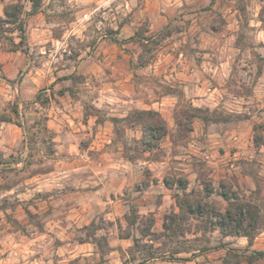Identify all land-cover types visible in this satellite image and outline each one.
Wrapping results in <instances>:
<instances>
[{"label":"rangeland","instance_id":"obj_1","mask_svg":"<svg viewBox=\"0 0 264 264\" xmlns=\"http://www.w3.org/2000/svg\"><path fill=\"white\" fill-rule=\"evenodd\" d=\"M30 12L0 0V264H222L227 247L264 251V0H41ZM141 110L167 128L150 151ZM223 190L257 207L250 247L209 222L228 206ZM176 195L207 212L166 237Z\"/></svg>","mask_w":264,"mask_h":264},{"label":"trees","instance_id":"obj_2","mask_svg":"<svg viewBox=\"0 0 264 264\" xmlns=\"http://www.w3.org/2000/svg\"><path fill=\"white\" fill-rule=\"evenodd\" d=\"M31 3V12L30 14H34L41 11V0H29ZM5 17H12L14 21H16V13L18 10L14 12L9 11V6L5 7L3 10ZM0 21H2L0 19ZM18 31H19V42L16 44V49L21 50L24 54L27 55L28 48L26 44V35L24 23H18ZM17 113L16 108L13 110ZM203 110L198 107L191 108V117H198L202 120H208V118L204 115H201ZM135 119L138 120L141 126V137L139 139V144L143 151H150L158 147L159 141L166 135L167 128L163 118L160 114L153 110H141L134 112ZM3 121V120H2ZM180 122H178L179 126ZM19 127H24L20 124H17ZM261 137H254L253 142L256 146L261 143ZM177 187L180 190H185L187 181L182 178H178L176 181ZM169 185V184H167ZM205 192L208 194L212 190L209 186H205ZM220 196L223 200L228 203V206L224 211H219L215 208H211L209 213L212 215L213 220H209L213 227L219 229L221 234L227 236H241L247 239V246L250 247L252 245L255 232L257 230V207L250 202L238 200L235 196H231V194L225 190L220 191ZM237 199V200H235ZM176 204L179 208V212H171L170 214L165 216V220L163 223L164 233L163 235L166 237H175L178 234L182 235L183 231L181 229V223L188 219V216H198L202 217L207 212V205L204 204L201 199L195 198L194 200H190L188 198H180L178 195L175 196ZM219 247V246H218ZM222 247H225L224 245ZM209 249V248H205ZM185 251V250H184ZM226 254L222 259V264H230L231 261H235L237 264L240 261H245L247 263H253L254 259L261 258L264 256V251L262 250H251L250 254H238L236 250L231 247L226 248ZM174 253H177L175 251ZM172 253V255L174 254ZM171 255L170 260H181L183 258H173ZM188 260V258L186 259Z\"/></svg>","mask_w":264,"mask_h":264},{"label":"crops","instance_id":"obj_3","mask_svg":"<svg viewBox=\"0 0 264 264\" xmlns=\"http://www.w3.org/2000/svg\"><path fill=\"white\" fill-rule=\"evenodd\" d=\"M216 69L217 68H215V69H213L214 71V73H215V71H216ZM187 79H190V78H187ZM201 85H202V83H201ZM188 87H189V85H186V86H184V88H185V92L186 93H192V91L191 90H188ZM194 87V89H195V86H193ZM198 88V89H197ZM199 89H200V91H202L204 88H203V86H201L200 88L199 87H197V85H196V93L197 94H199L200 92H199ZM217 90V88L216 87H214V88H209L208 89V92H209V94H208V96L210 97V96H212L213 95V93H215V91ZM197 94H195V95H197ZM201 95V94H200ZM190 96V95H189ZM194 102H196V105H199L198 103L200 102V101H203V99L200 97V98H198V97H196V98H194V99H192ZM148 264H218L217 262H196V261H194V260H189V261H186V262H182V263H170V262H150V263H148Z\"/></svg>","mask_w":264,"mask_h":264}]
</instances>
